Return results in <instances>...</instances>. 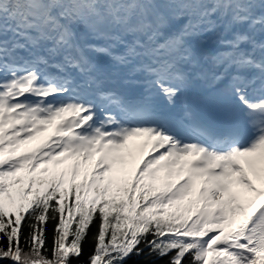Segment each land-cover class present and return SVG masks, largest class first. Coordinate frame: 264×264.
<instances>
[{"label": "snow or ice", "instance_id": "snow-or-ice-1", "mask_svg": "<svg viewBox=\"0 0 264 264\" xmlns=\"http://www.w3.org/2000/svg\"><path fill=\"white\" fill-rule=\"evenodd\" d=\"M133 256L264 264V0H0V261Z\"/></svg>", "mask_w": 264, "mask_h": 264}, {"label": "trees", "instance_id": "trees-1", "mask_svg": "<svg viewBox=\"0 0 264 264\" xmlns=\"http://www.w3.org/2000/svg\"><path fill=\"white\" fill-rule=\"evenodd\" d=\"M92 231L95 232V227L92 228ZM51 242V226H49V243ZM93 249V243L91 240L87 241L84 245V257H87V255L92 251ZM82 257V259L84 258ZM167 259V258H165ZM154 260V264H164L163 260ZM153 260H146L145 257H135L133 256L127 264H153ZM0 264H8V262H3Z\"/></svg>", "mask_w": 264, "mask_h": 264}, {"label": "rangeland", "instance_id": "rangeland-1", "mask_svg": "<svg viewBox=\"0 0 264 264\" xmlns=\"http://www.w3.org/2000/svg\"><path fill=\"white\" fill-rule=\"evenodd\" d=\"M47 135H49V133H44L43 136H41L39 139L42 140L44 137H46ZM39 141L33 142L32 146H35L36 143H38ZM144 156H147V152L144 153ZM142 157H140L139 155L137 156V162H139V159H141ZM3 262H8V264H11L10 261H0V263Z\"/></svg>", "mask_w": 264, "mask_h": 264}]
</instances>
